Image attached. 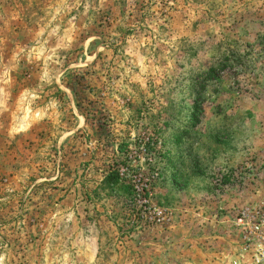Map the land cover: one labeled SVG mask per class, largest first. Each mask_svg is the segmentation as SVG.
I'll list each match as a JSON object with an SVG mask.
<instances>
[{
  "label": "rangeland",
  "instance_id": "374dc122",
  "mask_svg": "<svg viewBox=\"0 0 264 264\" xmlns=\"http://www.w3.org/2000/svg\"><path fill=\"white\" fill-rule=\"evenodd\" d=\"M263 195L264 0H0V264H222Z\"/></svg>",
  "mask_w": 264,
  "mask_h": 264
},
{
  "label": "built area",
  "instance_id": "2783aa9c",
  "mask_svg": "<svg viewBox=\"0 0 264 264\" xmlns=\"http://www.w3.org/2000/svg\"><path fill=\"white\" fill-rule=\"evenodd\" d=\"M234 255L222 264H264V195L236 211Z\"/></svg>",
  "mask_w": 264,
  "mask_h": 264
},
{
  "label": "trees",
  "instance_id": "16d2710c",
  "mask_svg": "<svg viewBox=\"0 0 264 264\" xmlns=\"http://www.w3.org/2000/svg\"><path fill=\"white\" fill-rule=\"evenodd\" d=\"M121 178V173L118 168H112L108 175L105 177V182L110 186H115ZM133 189V188H132ZM128 191L132 193L131 186L128 187Z\"/></svg>",
  "mask_w": 264,
  "mask_h": 264
}]
</instances>
